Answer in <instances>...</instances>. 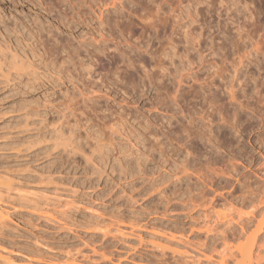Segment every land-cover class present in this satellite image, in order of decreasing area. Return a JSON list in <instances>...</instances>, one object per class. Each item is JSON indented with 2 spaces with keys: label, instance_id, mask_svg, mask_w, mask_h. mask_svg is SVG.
<instances>
[{
  "label": "rangeland",
  "instance_id": "1",
  "mask_svg": "<svg viewBox=\"0 0 264 264\" xmlns=\"http://www.w3.org/2000/svg\"><path fill=\"white\" fill-rule=\"evenodd\" d=\"M111 1L102 5L98 0H0V62L4 67L0 72V203L5 213L0 224V253L10 252L5 256L10 264L48 260L63 264H217L221 254L227 264H234L229 254L236 252L233 244L241 241L247 245L246 238L258 227L259 217L252 215L255 210L250 211L248 199L258 193L264 201V0H120L125 8L119 17L108 4ZM98 7L103 10L104 21L107 9L113 12L107 18L109 24L107 20L100 23ZM172 15H177L186 28L198 32L201 27L203 37L216 36V44L223 48L220 55L224 52L227 58L224 64L228 74L237 55L232 53L229 40L237 32V22L252 42H258L259 54L253 56L261 68L247 64L239 75L246 97L235 87L245 109L237 101L229 104L227 96H220L222 90L217 92L221 97L215 102L218 105L209 109L210 104L202 99L208 90L197 97L198 86H191L195 82L189 79L181 83V92L175 93L178 87L172 76L152 81L159 70L150 69L153 59L149 53L158 46L157 40L170 34ZM146 16L154 20H149L155 23L151 28L145 25L149 21L141 18ZM190 17L198 21L190 23ZM230 17L236 22L231 23ZM164 18L165 26L161 23ZM28 33L45 45L56 39L55 45L65 46L69 53L78 47L80 55L95 46L108 45L95 53V59L106 69L95 66L88 77L73 54L64 66L73 80L63 71L54 73L41 65L37 76L27 74L24 68L15 69L9 66L11 55H21L22 46L32 40ZM172 37L177 39L178 35ZM97 39L106 42L98 44ZM144 42L148 52L136 49ZM121 47L129 48L135 59L131 67L118 56L117 48ZM220 55L214 60L224 66ZM142 65L154 71L152 80L149 78L153 83ZM215 83L218 85L219 80ZM207 112L213 116L209 133L213 148L204 137H193L200 130L192 128L188 132L193 134H186L185 125L193 121L202 127L206 121L201 122L200 116ZM221 113L224 121L218 115ZM119 114L126 121L114 133L109 121ZM59 125L62 134L56 137L53 129ZM94 131L102 132L100 135L107 139L102 140L104 145L110 139L113 147L107 142L110 148L105 145L97 149L94 137H103ZM108 132L109 136L112 133L110 138L105 135ZM66 137L67 141L72 137V143L61 140ZM91 144L95 152H90L93 147L88 150ZM185 147L190 151L188 156ZM260 205L254 213L263 212L264 205ZM220 212L227 213L224 219ZM228 214L234 220L226 224ZM236 217L243 220L241 228L252 221L241 229L243 233ZM263 228L264 223L256 236L263 238ZM256 238L253 247L261 251L256 254L252 249L260 256L254 254L258 262L264 264V238Z\"/></svg>",
  "mask_w": 264,
  "mask_h": 264
},
{
  "label": "bare ground",
  "instance_id": "2",
  "mask_svg": "<svg viewBox=\"0 0 264 264\" xmlns=\"http://www.w3.org/2000/svg\"><path fill=\"white\" fill-rule=\"evenodd\" d=\"M102 5H106V3H105V1L106 0H98ZM220 1V0H219ZM221 2V1H220ZM105 3V4H104ZM110 6H111V8H112V10H113V12H114V15H115V17H119L120 15L122 16V11L121 10H123L124 8H125V5L123 4V2L122 1H120V0H112L110 3H108ZM244 5V4H243ZM246 6V5H245ZM100 7V6H99ZM98 7V9H99V14H98V16H99V18H100V23L102 24V23H104L106 20L108 21L109 19H107L108 17H109V15H111V14H109V13H111L112 11H110V9H107V18H105V21L103 20V17H102V14H104L103 13V10H101V8H99ZM236 10V9H235ZM240 10V9H239ZM246 10H248V8L246 7ZM234 11V10H233ZM237 11V10H236ZM112 12V13H113ZM238 12V11H237ZM237 12H235V13H237ZM247 12V11H246ZM242 13V12H241ZM245 13V12H244ZM247 15H248V13H246ZM251 13L249 12V15H250ZM252 15V14H251ZM151 16V15H150ZM156 16H157V14H156ZM244 16V15H243ZM106 17V16H105ZM196 17V16H195ZM248 17V16H247ZM246 17V18H247ZM112 18H114V17H112ZM142 19H143V21H149L150 19H151V17H149V16H146V17H141ZM153 18V17H152ZM181 18V17H180ZM244 18V17H243ZM249 18V17H248ZM247 18V19H248ZM171 20H172V22L171 23H173V25H172V29H171V31H170V34L169 35H167V37L164 39V40H157L158 42V46L156 47V48H154L149 54H150V58H152L153 59V65L151 64L150 65V69L151 70H153V68L155 69H158L159 71H158V75H159V77H155V79L154 80H152L151 79V77H153V75H154V71H149V70H146V67H148V66H144V65H142V67H143V72L147 75L146 77H148V80H149V78L152 80V81H155V80H157L158 81V79L159 78H161L162 79V77H166L167 78V76L168 75H170V76H172L171 78L172 79H174V81H176V83H177V89H174V92L173 93H175V91L177 92V91H180V90H182V87H181V83H183V81L185 80V79H189V80H192L193 82H195L194 84H192L191 86H194V87H197V90H195V93L197 94V97H199L200 96V94H201V96L203 97V94L205 93L204 91L207 89L208 91V93H207V95L205 94V96L202 98V99H205L204 101H206L207 100V103H209L210 105H209V109H210V107H213V106H215V102H216V100L218 101V99L219 100H221V97L222 96H227L228 97V99H229V101H228V103L229 104H231L233 101H237L238 102V106H242L244 109H245V107L243 106V104H242V102L240 101V100H238L239 98L236 96V94H237V92L238 91H236V86L237 87H239V92L241 93L242 92V95L241 96H244V97H246L245 96V93H244V86H243V83H244V81L242 82V85H241V80H242V78H240V74L242 73V69L243 68H245L246 69V67H247V64H254V66L256 65L257 67H259V68H261L260 66H258L257 64L258 63H261L260 61L258 62V59H257V61H256V56L254 57L253 55H256L257 53H258V51L260 50V45H258V42H256V41H253L252 42V40H250L251 39V37H250V35H249V33L248 32H245L244 30H243V28L244 27H242V25L240 24V23H238L237 22V24H236V26H235V30L237 31L236 33H235V36L233 37H230L229 38V40H230V45H231V47H232V50H233V52L232 53H236L237 55H236V59L234 60V59H232V60H234L233 62L231 61V64H230V66L232 67L231 69H232V73L231 74H228V70H227V68H226V66H225V64H224V62L226 61V57H224V52H222V55H220L221 54V51H223V48H222V50H221V44L220 45H218V43L216 44V42H215V37L216 36H206L205 35V37H203V35H204V33H203V31L201 32V27H200V30H198V32H196V30H192V29H190V28H186L185 26H182L180 23H179V20L180 19H178V16L176 15H172L171 16V18H170ZM230 19V22L231 23H233V22H236V20H234L233 21V17L231 18H229ZM115 20V19H114ZM151 20H153V19H151ZM160 20V19H159ZM244 20V19H243ZM117 21V20H116ZM154 21V20H153ZM161 21V20H160ZM159 21V22H160ZM196 21H198V20H196V18H194V17H190V23L191 22H196ZM112 22H113V19H112ZM150 22V21H149ZM147 22L145 25H147V26H150V28L152 27V26H154V24L155 23H153V22ZM246 22V21H245ZM110 22L108 21V24H109ZM161 23L165 26L166 24H167V21H166V19L164 18V20H162L161 21ZM106 24V23H105ZM113 24H114V22H113ZM152 25V26H151ZM109 26V25H108ZM110 26H112V24L110 25ZM109 26V27H110ZM114 26V25H113ZM244 26V25H243ZM110 29V28H109ZM153 29H154V27H153ZM111 30V29H110ZM104 31V30H103ZM106 33V32H105ZM109 33H107L106 35H108ZM173 34H175V35H178V38L176 39L175 37H172V35ZM208 34V33H207ZM106 35H104V36H106ZM28 36H29V39H32V40H30L29 42L27 41V42H25V44L23 45V43L21 44V43H18V44H21V46L23 45L24 46V48H23V46H22V49H21V51H20V53H21V55L20 54H16V52L14 53L13 52V54L11 55V60L9 61L10 63V65L9 66H11L12 65V67H15V69H18V68H20V69H22V68H24V69H27V74H31V75H34V76H37V74H39V72L37 71V69L39 68V67H43L45 70H48V69H51V71H53L54 73H61L62 71L63 72H65V74H66V77L69 79V80H71L72 78H74V77H72L67 71V69H65V67L64 66H66V63H68L69 61H70V59H72V54L73 55H75L74 57H76V58H74L73 57V59H77V61L76 62H78V64H79V66H80V68H79V66L77 67V68H79L80 70H83V72H85L84 74H86V75H88V77L91 75V73L92 72H94L95 71V66H98V68L102 71V70H104V69H106L105 68V64H103L101 61H98V59H95V53H97V51H100V52H102V51H104V50H106L107 49V47H108V45L106 46V45H102L101 46V48L99 47V46H95V47H93L92 48V50L91 51H87L86 52V50H85V52L87 53L86 55L85 54H81L80 55V51H78L79 50V48L78 47H76V48H74V51L73 52H71V53H69V51H67L66 50V48H64L65 46V44L64 45H62V46H64V47H57L58 45L56 44L55 45V43H57V42H55V40H54V42H52L53 44H51V45H49V44H43V42H42V40H39V39H37V38H34V35H32L31 34V36L29 35V33H28ZM100 36H103L102 35V33L100 32ZM109 36V35H108ZM111 36V35H110ZM166 36V35H165ZM165 36H163V37H165ZM201 37H203V38H201ZM224 38H226L225 36H224ZM107 39H109V38H106V40ZM176 39V40H175ZM182 39H183V41H184V43L182 42V49H181V51H179L178 50V44L179 43H181V41H182ZM227 39V38H226ZM217 41V40H216ZM228 41V40H227ZM96 42H98V44L99 43H105L106 41H105V39H97L96 40ZM117 42V41H116ZM223 42V41H222ZM7 43V42H6ZM121 43V42H120ZM119 43V44H120ZM203 43V44H202ZM208 43H209V45H208ZM225 43V42H224ZM223 43V44H224ZM118 44V43H117ZM118 44V45H119ZM246 44H250V46H247ZM130 45V44H129ZM134 45V44H133ZM137 45V44H136ZM139 45V44H138ZM8 46V45H7ZM113 46H115V44L113 45ZM112 46V47H113ZM131 46V45H130ZM260 46V47H259ZM0 47H1V45H0ZM67 47V46H66ZM110 47V46H109ZM116 47H118L117 45H116ZM120 47V46H119ZM251 47V48H250ZM68 48V47H67ZM69 48H73V47H69ZM114 48V47H113ZM127 48V47H126ZM1 49V48H0ZM116 48H114V50H115ZM117 49H119L118 51H119V54H118V51H117V54H118V56H120V58L121 59H123V60H126L127 61V66H130L131 67V65H134L135 63H134V60L135 59H133L131 56H130V54H129V48H128V50H126V49H124L123 48V50H122V47H121V50H120V48H117ZM136 49H138V50H140V49H142V51H145V52H148V43L147 42H144L143 43V45H141V46H137V48ZM69 50V49H68ZM131 50H133L132 48H131ZM14 51V50H13ZM141 51V50H140ZM253 52H254V54H253ZM131 53V52H130ZM218 53H219V55L220 56H222V58H221V63H223L224 64V66H218V64H217V62L214 60V58L216 57V56H218ZM262 53V52H261ZM141 54V53H140ZM259 54V53H258ZM59 55V57L60 58H57L56 56H58ZM140 56V55H139ZM254 58H253V57ZM263 56H264V54H263ZM19 58V59H18ZM114 58V57H113ZM119 58V59H120ZM140 58H141V56H140ZM174 58H175V60H176V58L178 59L177 60V64H175V60H174ZM220 58V57H219ZM215 59H217V58H215ZM114 60H115V58H114ZM116 60H117V57H116ZM143 60V59H142ZM122 61V60H121ZM126 61H124V62H126ZM141 61V60H140ZM75 62V63H76ZM136 62V61H135ZM258 62V63H257ZM74 63V64H75ZM118 63V62H117ZM134 63V64H133ZM257 63V64H256ZM115 64V63H114ZM139 64H142L141 62H139ZM144 64V63H143ZM41 65V66H40ZM174 66V71L172 72L171 71V69H170V67L171 66ZM228 65V64H227ZM126 66V67H127ZM172 66V67H173ZM255 66V67H256ZM17 67V68H16ZM36 67V68H35ZM142 67H141V69H142ZM48 68V69H47ZM115 68V67H114ZM117 68V67H116ZM3 69H4V67L2 66V63L0 62V72L2 73L3 72ZM244 69V70H245ZM109 70V69H108ZM257 70V69H256ZM114 71H116V69L114 70ZM67 72V73H66ZM176 72H178V74L176 73ZM203 72H207V73H205V77H203V78H201L200 76H201V73L203 74ZM155 73H156V71H155ZM19 74V73H18ZM144 74V75H145ZM247 74V73H246ZM113 75H115V72H114V74ZM243 76H244V74H242ZM251 76H253V75H251ZM145 77V78H146ZM250 77V76H249ZM235 78V79H234ZM245 78V77H244ZM250 78H252V77H250ZM216 79H218L219 80V83H218V85H216V83H215V80ZM73 80V79H72ZM253 80V79H252ZM255 80V79H254ZM152 81H150L149 80V82L151 83ZM246 82V81H245ZM153 83V82H152ZM240 84V86H238ZM211 87H214V89H213V91H211ZM246 87V86H245ZM193 88V87H192ZM219 90H222V94L220 95L221 97H219L218 95H217V92L219 91ZM181 92V91H180ZM181 94V93H180ZM199 94V95H198ZM171 95V94H170ZM184 95V94H183ZM172 96V95H171ZM173 96H175V95H173ZM172 96V97H173ZM177 96V95H176ZM196 96V95H195ZM171 97V98H172ZM219 97V98H218ZM177 98V97H176ZM180 98V97H179ZM201 98V97H200ZM238 98V99H237ZM89 99V98H88ZM173 99H175L174 97H173ZM178 100V99H177ZM176 99H175V103H177L176 101H177ZM161 103V102H160ZM219 103V102H218ZM162 104V103H161ZM166 104V103H165ZM164 105V104H163ZM208 105V104H207ZM216 105H218V104H216ZM247 105V104H246ZM245 105V106H246ZM167 105H165V107H166ZM162 107V106H161ZM218 107V106H217ZM168 109V108H167ZM211 109H213V108H211ZM200 110V109H199ZM198 110V111H199ZM234 110H236V109H234ZM207 111V110H206ZM217 111V110H216ZM196 112V111H195ZM191 113H192V111H191ZM219 113H220V111H219ZM190 114V113H189ZM198 114H199V112H198ZM222 114L224 115V113H221V114H218L220 117H221V119L224 121V117L222 116ZM171 115H173V114H171ZM193 115V114H192ZM200 115V114H199ZM198 115V116H199ZM212 118H213V116H212V112H207V114L205 113V114H203V115H201L200 116V121L202 122V121H206L205 123L204 122H202L201 124L203 125H201L202 127H200L199 126V123L198 122H196L195 124L193 123V121L192 122H188V126L187 125H185L186 126V131L188 132L190 129H192V128H194L195 130L196 129H198V132H200L201 131V133H195V132H197V131H195L194 132V135H193V137H195V139L197 138V139H202L203 137L207 140V142L209 143L210 142V135L211 134H209L211 131H212V129H211V123H212ZM188 119V118H187ZM191 119V118H190ZM189 119V120H190ZM193 119H195V120H198V119H196V118H194L193 117ZM220 119V118H219ZM42 120H45L44 118L42 119ZM226 120H228V119H226ZM122 121H126V119L124 118V116L123 115H121V114H119L118 115V117H117V119H112L111 121H109V124H110V127H111V129H114L113 131H115L114 133H116L118 130L120 131L121 130V125H122ZM191 121V120H190ZM229 122V121H228ZM227 122V123H228ZM41 123L43 124V122L41 121ZM40 123V124H41ZM44 123H45V121H44ZM108 123V122H107ZM41 124V125H42ZM106 124V123H105ZM104 124V126H107V125H105ZM187 124V123H186ZM229 124H231V123H229ZM230 126V125H229ZM235 126V125H234ZM237 126V125H236ZM114 127V128H113ZM233 127V126H232ZM103 128H105V127H103ZM200 128V129H199ZM201 128H203L204 129V131L202 132V129ZM217 128V127H216ZM235 128H237V127H235ZM62 125H59V127H54V129H53V133H54V136H56V137H58L60 134H62ZM106 129V128H105ZM184 130H185V128H183ZM109 130V129H108ZM180 130H182V129H180ZM183 130V131H184ZM200 130V131H199ZM102 131V130H101ZM100 131V132H101ZM113 131H110L109 130V132H113ZM183 131H181V132H183ZM191 131V130H190ZM192 131H193V129H192ZM95 132V131H94ZM97 132V131H96ZM96 132H95V135H98V133L99 132H97V134H96ZM109 132H108V134H105L106 135V137H107V135H108V137L107 138H110V136L112 135V133H110L111 135L109 136ZM235 132V131H234ZM102 133V132H101ZM101 133H99V135L101 134ZM106 133H107V131H106ZM189 133H192L193 134V132H188V133H186L187 135H189ZM103 134V135H104ZM118 134V133H117ZM71 136H75L73 133L72 134H70ZM93 136H94V134H93ZM167 136V135H166ZM192 136V135H191ZM191 136H189L190 138H191ZM90 137H91V135H90ZM99 137H103V136H99ZM154 137V136H153ZM156 138H158V135L157 136H155ZM154 137V140L156 139ZM188 137V136H187ZM192 137V138H193ZM71 138L72 137H69L68 138V141H67V137L65 138V139H61V140H66V144L67 143H69V141L72 143V141H71ZM74 138V137H73ZM94 138H96L95 140H94ZM93 139H92V142H93V140H94V144H95V146L97 147V149H100L101 150V148H103L102 146H104L105 147V145L107 144V145H109L108 143L110 142V139H108L109 141H107V142H105V145H104V143L102 142V140H107V139H104L105 137H103V139L101 138H97L96 136L94 137ZM189 138V139H190ZM204 138L202 139V140H204ZM91 139V138H90ZM111 139H113V137L111 138ZM159 139V138H158ZM76 140V139H75ZM193 140V139H192ZM60 141V140H59ZM74 141V140H73ZM77 141V140H76ZM156 141H158L157 139H156ZM65 142V141H64ZM88 142V141H87ZM90 142V141H89ZM128 142V141H127ZM212 142V141H211ZM60 143V142H59ZM73 143H75V142H73ZM77 143V142H76ZM91 143V142H90ZM169 143H171V142H169ZM184 143V142H183ZM61 144H62V142H61ZM77 144H79V143H77ZM119 144V143H118ZM210 144V143H209ZM64 145V144H63ZM87 145V144H86ZM91 145H93V144H91ZM106 145V146H107ZM115 145V144H114ZM122 145V144H121ZM124 145V144H123ZM127 145V144H126ZM129 145H131L130 143H129ZM160 145V144H159ZM211 145V144H210ZM77 145H75L74 147H76ZM94 145L93 146H91L90 147V149H89V147H88V150L90 151L91 149H92V147H93V150H91L90 152H95V147ZM110 146L111 147H113L112 146V144H111V142H110ZM118 146V145H117ZM212 146V145H211ZM210 146V147H211ZM81 146L79 145V150L81 149L80 148ZM95 147V148H94ZM108 147V146H107ZM106 147V148H107ZM116 147V146H115ZM114 147V148H115ZM133 147V146H132ZM160 147V146H159ZM216 147V146H215ZM106 148L104 149V150H106ZM108 148H110V147H108ZM122 148V147H121ZM127 148V147H126ZM134 148H136V147H134ZM137 148H138V146H137ZM212 148H213V146H212ZM96 149V150H97ZM215 149H217V147L215 148ZM78 150V151H79ZM82 150V149H81ZM81 150H80V153H82L81 152ZM103 150V149H102ZM104 150H103V152H104ZM108 150V149H107ZM106 150V151H107ZM140 150V149H139ZM183 150V149H182ZM212 150V149H211ZM82 151H84V150H82ZM98 151V150H97ZM105 151V152H106ZM114 151V150H113ZM118 151H119V149H118ZM131 151V150H130ZM129 151V152H130ZM162 151V150H161ZM103 152H102V154H103ZM104 152V153H105ZM121 152H122V149H121ZM129 152H127L129 155H130V153ZM100 154H101V151L99 152ZM119 153V152H118ZM83 154H84V152H83ZM82 154V156H84ZM93 153H91V155H92ZM95 154H97V153H95ZM100 154H97V155H99L98 156V158L99 157H101L100 156ZM101 154V155H102ZM106 154V153H105ZM105 154H103L102 156H104ZM124 154V153H123ZM162 153H160V155H161ZM184 154L186 155V156H188V154L190 155V151L188 150V148H184ZM86 155V154H85ZM88 155H90V153L88 154ZM108 156V155H107ZM119 156V155H118ZM126 156H128V155H123V157H126ZM203 156H205V154L203 155ZM262 156V159H264V155H261ZM86 157V159H88V158H90L89 156H85ZM88 157V158H87ZM163 157V156H162ZM92 158V157H91ZM95 158V157H94ZM97 158V157H96ZM103 158V157H102ZM102 158H101V160H102ZM127 158V157H126ZM136 158V157H135ZM139 158H141L140 157V155H139ZM107 159V158H106ZM117 160H118V158H116ZM120 160H121V158H119ZM89 160V159H88ZM92 160H94L93 158H92ZM97 160V159H96ZM100 160V159H99ZM114 160V159H113ZM136 160V159H135ZM115 161V160H114ZM124 161H126V159L124 160ZM123 161V162H124ZM264 161V160H263ZM119 162V161H118ZM124 164V163H123ZM263 164V163H262ZM121 165V164H120ZM120 167V166H119ZM231 167H233V165H231ZM121 168H123V167H121ZM120 168V169H121ZM125 169V168H124ZM121 170H123V169H121ZM199 177V176H198ZM204 182V181H203ZM7 190V189H6ZM264 190V189H263ZM262 190V191H263ZM263 193V192H262ZM258 193H256V195H254L253 193H252V195H254V196H257L258 197V195H257ZM1 195V194H0ZM4 195V194H3ZM2 195V196H3ZM250 195V197H251V193L249 194ZM263 195V198H264V194H262ZM254 196H252V199L250 200V198L248 199L249 201H248V203H250L249 205L251 206V209H250V211L252 210V208H253V210H252V212L255 210L256 211V209L255 208H257L256 206H257V204H258V206H261L260 205V203L261 204H263L264 205V201L263 200H260V197H258L259 199H257L258 201V203L257 202H255L256 200H255V198H254ZM259 196H261V195H259ZM256 197V198H257ZM262 198V197H261ZM251 201V202H250ZM263 202V203H262ZM256 203V204H255ZM249 206V207H250ZM263 208H264V206H263ZM262 208V209H263ZM250 211H248V213H251L252 214V212H250ZM254 211V212H255ZM259 211H260V209H259ZM261 211H263V212H259V214H257V213H254L253 212V214L252 215H258V217H259V220L258 219H255V221L256 220H258V221H256V223L258 224H256V226H258L257 228H256V231L258 230V231H261V225L264 223V209L263 210H261ZM221 213V212H220ZM238 213V212H237ZM247 213V214H248ZM4 208L2 207V205H1V203H0V224H1V222H3V218H4ZM222 214V213H221ZM220 214V215H221ZM226 215H227V213H225ZM240 214V213H239ZM238 214V215H239ZM223 216H221V218H223L224 219V216H226V215H224V212H223V214H222ZM241 215V214H240ZM240 215H239V217H240ZM250 215V214H249ZM230 215L228 214V217H229ZM248 216V215H247ZM218 217H220V216H218ZM228 217H225V218H228ZM232 217V216H231ZM231 217H229L228 219H226L225 221H227V223L226 224H229L230 222L232 223V220H234L233 218H231ZM249 218H251L250 216H248ZM246 218V224L249 222V218ZM257 217V218H258ZM261 217V218H260ZM237 218V217H236ZM222 219V220H223ZM238 220H237V223H238V221H239V224H241L242 222H243V220L242 219H240V218H237ZM243 219H245V218H243ZM252 219H253V217H252ZM253 219V220H254ZM2 220V221H1ZM247 220H248V222H247ZM242 221V222H241ZM245 222H244V224H245ZM252 221H251V219H250V222H249V224L251 223ZM99 223V222H98ZM235 222H233V224H234ZM225 224V223H224ZM248 224V225H249ZM236 225H238V224H236ZM243 224H241V225H239V228H240V230L241 229H246L247 228V226L248 225H245L246 226V228L245 227H242L241 228V226H242ZM264 229V228H263ZM262 229V230H263ZM255 230V229H254ZM243 231L244 230H241L240 232L241 233H243ZM254 232V231H252L251 233H250V235H249V237L251 238V240H250V238H246V241H245V243L244 244H246V242H247V245H245V246H243V244H242V242L240 241L239 243H241L240 245H239V243L237 242V244H233L234 245V247H232V248H235L236 247V252L238 251V253L237 254H235L236 252H233L232 253V251H230L231 253H229L231 256H230V258H232L233 260H234V264H255V262H254V260H255V258H256V254H259L258 253V250L256 251V249L254 248V247H256V246H254L253 247V244L255 243L256 244V242H255V238L256 237H259V239L260 240H258V241H261L263 238H264V234H263V238H262V235H258V236H256V234H258V231L257 232ZM240 233V234H241ZM245 233V232H244ZM262 234V233H261ZM243 234H241L240 236H242ZM245 235V234H244ZM243 235V236H244ZM261 236V237H260ZM171 238V237H170ZM221 238H222V236H221ZM223 238H225V236H223ZM222 238V239H223ZM237 238V237H236ZM240 238V237H239ZM227 239V238H226ZM256 239H258V238H256ZM167 240V239H166ZM171 240V239H170ZM248 240V241H247ZM249 240H250V245H248V242H249ZM224 242H227V240L225 241V239H224ZM223 242V243H224ZM263 242V241H262ZM226 243H224V245H225ZM157 245H159L160 246V244H156V246ZM264 246V245H263ZM263 246H262V248H263ZM226 247V246H225ZM252 247L255 249V251L257 252H254V250L252 249ZM258 247V246H257ZM2 248V247H1ZM231 248V247H230ZM258 248H260V247H258ZM3 250V249H2ZM1 250V251H2ZM225 250V253H228L229 251H228V249L226 248V249H224ZM259 251H261V250H259ZM4 252V251H3ZM9 252V251H8ZM7 252V253H8ZM222 252V251H221ZM6 253V254H7ZM10 253V252H9ZM174 253V252H173ZM176 253V252H175ZM223 254H224V251L222 252ZM256 253V254H255ZM6 254H2V253H0V264H10L9 263V261H11L9 258H7V257H5L6 256ZM177 254H178V252H177ZM221 253L219 252V255H220ZM256 256H255V255ZM8 255V254H7ZM180 254H178V256H179ZM181 255H182V253H181ZM234 255V256H233ZM186 256V255H185ZM205 256V255H204ZM225 257V255H220V259H218L219 261H218V263L219 264H227V259H226V257ZM227 256V255H226ZM259 256V255H258ZM257 256V257H258ZM202 257V256H201ZM184 258L185 257H183V260H184ZM198 258H199V255H198ZM202 258H204V257H202ZM216 258V257H215ZM58 259V258H57ZM187 259H189L188 257H187ZM226 259V260H225ZM232 259H231V261H232ZM259 259H260V256H259ZM259 259H257L256 258V264H260L258 261H259ZM229 261H230V259H228ZM38 261V260H37ZM40 261V260H39ZM186 261V260H185ZM192 261V260H191ZM261 261V260H260ZM75 262V261H74ZM184 262V261H183ZM194 262H195V260H194ZM193 262V263H194ZM185 264L187 263V262H184ZM183 263V264H184ZM212 263V262H211ZM217 263V264H218ZM38 264V263H37ZM39 264H63L62 262H60V261H57V260H48V261H44V262H40ZM262 264V263H261Z\"/></svg>",
  "mask_w": 264,
  "mask_h": 264
}]
</instances>
